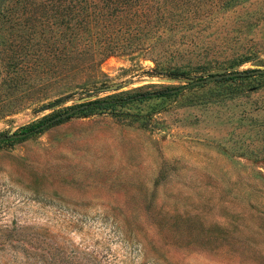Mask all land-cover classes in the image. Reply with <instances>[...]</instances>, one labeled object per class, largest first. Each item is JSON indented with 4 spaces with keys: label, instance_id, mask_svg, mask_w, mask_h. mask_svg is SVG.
Here are the masks:
<instances>
[{
    "label": "rangeland",
    "instance_id": "rangeland-1",
    "mask_svg": "<svg viewBox=\"0 0 264 264\" xmlns=\"http://www.w3.org/2000/svg\"><path fill=\"white\" fill-rule=\"evenodd\" d=\"M113 1L126 49L88 91L0 117V135L18 134L74 109L0 140V264H264V75L190 83L264 68V0ZM16 2L0 0V76L8 20L43 24ZM164 87L176 89L77 108Z\"/></svg>",
    "mask_w": 264,
    "mask_h": 264
},
{
    "label": "trees",
    "instance_id": "trees-1",
    "mask_svg": "<svg viewBox=\"0 0 264 264\" xmlns=\"http://www.w3.org/2000/svg\"><path fill=\"white\" fill-rule=\"evenodd\" d=\"M28 1L18 0L16 8L26 19L43 21V24L23 26L8 20L16 44L9 59V69L0 76V117L24 108L40 110L75 93L87 92V77L94 74L104 58L126 49L120 35L131 30L114 23L121 11L114 10L117 3L113 0H41L36 6L32 4L26 13ZM13 6L5 5V12ZM3 15L0 27H5ZM160 73L178 74L173 69ZM236 76L243 78L249 74ZM175 89L164 87L156 91L111 94L88 99L77 108L81 111L114 106L151 95H166ZM46 119L28 124L23 130L32 132Z\"/></svg>",
    "mask_w": 264,
    "mask_h": 264
},
{
    "label": "water",
    "instance_id": "water-1",
    "mask_svg": "<svg viewBox=\"0 0 264 264\" xmlns=\"http://www.w3.org/2000/svg\"><path fill=\"white\" fill-rule=\"evenodd\" d=\"M258 73H264V68H255L252 71H248V72H244V71H235L234 68H231L228 71H223V70H214V71H208L205 72L203 75L204 77L202 78H196L194 80H190V83L192 84H196V83H202V82H206V81H210V80H214L217 78H221V77H231V76H236V75H242V74H249V75H253V74H258ZM88 97L87 96H81L78 101H85L87 100ZM74 111V109L68 110L66 112L60 113L54 117H52L51 119L45 121L43 124H41L40 126H38L36 129L42 128L43 126L53 122L54 120L64 117L70 113H72ZM27 132H22V133H10V134H4V135H0V140L1 139H10V138H16V137H21L23 135H25Z\"/></svg>",
    "mask_w": 264,
    "mask_h": 264
}]
</instances>
